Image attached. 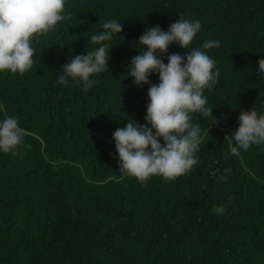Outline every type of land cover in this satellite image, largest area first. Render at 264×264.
Instances as JSON below:
<instances>
[{"label":"trees","instance_id":"obj_1","mask_svg":"<svg viewBox=\"0 0 264 264\" xmlns=\"http://www.w3.org/2000/svg\"><path fill=\"white\" fill-rule=\"evenodd\" d=\"M180 13L201 23L189 49L217 62V83L204 90L217 122L191 113L198 163L142 184L120 173L113 134L129 118L147 124L159 74L137 86L131 60L148 50L144 32H167ZM62 14L69 19L33 37L31 69L0 72V122L15 117L24 130L15 150H0V264H264V143L229 154L241 111L264 115V0H65ZM111 19L123 30L107 42L109 69L86 91L59 84ZM212 39L220 46L203 49ZM187 52L173 42L161 59ZM220 205L226 212L213 214Z\"/></svg>","mask_w":264,"mask_h":264},{"label":"clouds","instance_id":"obj_2","mask_svg":"<svg viewBox=\"0 0 264 264\" xmlns=\"http://www.w3.org/2000/svg\"><path fill=\"white\" fill-rule=\"evenodd\" d=\"M65 0H0V72L9 71L23 75L33 65L34 36H42L69 15L64 13ZM172 23L167 32L159 25L144 32L138 43L147 47L131 60L128 76L134 83L149 84V75L158 73L160 83L152 84L148 91L149 104L145 120L141 125L128 119L125 127L113 134L120 159V173L137 178L142 184L151 176H161L165 181H173L187 173L198 163L195 153L199 150L201 127L190 123L191 113L201 112L217 122L213 107H207L204 90H211L217 83L219 69L216 61L205 51L189 49L194 36L200 31L199 20L186 19L183 13ZM103 31L90 37L94 50L77 55L63 66L58 75V83L66 85L69 80L83 90L93 87L97 81L90 79L108 67L109 52L112 44L107 43L115 34L123 30L120 21L111 19L102 24ZM173 42L187 49L186 56L178 53L168 55L165 65L161 56ZM220 42L212 39L205 41L202 48L219 47ZM216 71L213 72V69ZM258 72L264 74V58L258 62ZM240 125L230 138L235 146L230 155L239 157L241 150L247 151L252 145L264 143V115L255 110L241 111ZM153 130L155 132L153 133ZM23 129L15 117H7L0 122V150L9 153L22 142ZM163 138L161 145L158 138ZM228 138V137H227ZM230 171V170H227ZM233 197L229 196L231 201ZM226 206L212 209L215 215H223Z\"/></svg>","mask_w":264,"mask_h":264}]
</instances>
